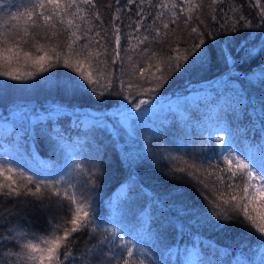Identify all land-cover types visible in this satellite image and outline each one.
<instances>
[{
	"label": "snow or ice",
	"instance_id": "obj_1",
	"mask_svg": "<svg viewBox=\"0 0 264 264\" xmlns=\"http://www.w3.org/2000/svg\"><path fill=\"white\" fill-rule=\"evenodd\" d=\"M223 2L212 0L213 5ZM252 6L258 9L259 15L255 27H264V0H252ZM105 7L111 9L110 26H105L96 0H21L16 11L11 10L8 0H0V77L26 81L62 66L75 74H66L55 84L66 96L92 95L105 99L115 90V94L121 97L115 111L100 114L89 111L83 113V118L80 109L65 113L60 106L49 108L47 117L39 116L31 123L28 122L31 110L13 113L10 128L0 138V152L7 157L0 159V176L4 177L0 181V198L14 200L15 207L21 208L17 215L36 204L43 206L42 210L46 208L55 214L49 218L44 233H36L18 220L13 224L9 214L14 212V208L0 212V220L5 221L0 225V252L8 246L18 248L19 251L9 253L15 257V264H77L81 259L77 255L79 241L84 238L89 244L96 242L94 248L86 250L90 254L87 258L106 260L107 264L113 261L116 264H169L172 256H176L177 264H264V101H261L259 115L253 119L248 114L247 89L243 87L246 82L251 87L259 84L264 89V59L245 72L238 69V66L250 64L264 54V42L257 49L248 39L251 32L246 37L235 35L241 27H254L253 21L240 14L235 5L228 11L221 9L223 23L217 20L216 15L211 17L218 26L217 31H228L232 35L231 39L226 38L223 42L214 41L217 46L215 58L227 67V73L217 80L221 82V88L212 84L210 87L224 98L225 103L216 109L215 124L204 128L201 134L207 131L209 138L216 134V141L223 146L218 159L226 163L227 169H220L219 165L215 167L223 173L219 181L232 194L224 198V192L218 191L217 200L211 202L216 209V221L208 222L216 229H223L228 225L219 221L242 215L241 223L250 225L254 229L253 234L257 235L255 248L245 242L240 245V251L233 254L229 247L221 248L215 242H205L199 237L191 247L174 248L164 243L163 231L153 233L148 227L150 207L141 206L139 219L136 216L128 218L125 212L127 192L108 201L111 211L107 219L101 221V213L95 207L91 194L84 192L82 185L73 183L69 170L57 171L55 160L45 161L40 157L36 149L38 139L45 141L53 157L70 150V137L56 123L63 115L75 117L73 127L76 129L84 125L92 130L108 131L115 138L119 125L131 135L132 125L142 122L161 105L160 89L172 75L194 71L213 59L208 51L210 46L205 43V33L198 27H191L189 34H195L196 42L183 52L178 43L169 48L167 55H159L151 48L161 36H167L170 30L175 31L172 26L177 25L181 15L186 17L183 23L188 26L193 11L199 7L193 0H181L179 5L176 0H158L157 3L154 0H110ZM151 9H158L154 16ZM124 13L129 15L125 17ZM166 15L167 20L163 19ZM157 21L164 29L163 33ZM200 22L203 23L202 20ZM207 34L213 35L212 32ZM129 52H135L138 58L134 60L132 55L122 54ZM125 76L127 80L123 78ZM240 112L247 115L251 128L241 130L238 121L234 129L228 122L229 116L235 119ZM113 121L115 123H111ZM257 121L259 129L249 136ZM219 133H225L228 140ZM5 141L10 147H5ZM27 162L35 165L39 172L29 174L25 167ZM72 167L79 170L77 175L83 172L81 164H73ZM189 167L195 168L194 165ZM40 172H47L52 178L45 176L41 179ZM238 173L243 177L242 186L237 182ZM12 174L23 178V182L12 179ZM95 175L88 174L87 184L92 191L95 190ZM146 214L147 219L144 218ZM5 217L9 218L5 220ZM101 223L118 224L119 227L102 228ZM161 228L164 231L172 228L181 237L185 232L184 224L173 220L162 223ZM135 238L152 244L148 251L139 252L141 258L138 262L134 259L139 251Z\"/></svg>",
	"mask_w": 264,
	"mask_h": 264
},
{
	"label": "trees",
	"instance_id": "obj_2",
	"mask_svg": "<svg viewBox=\"0 0 264 264\" xmlns=\"http://www.w3.org/2000/svg\"><path fill=\"white\" fill-rule=\"evenodd\" d=\"M8 2L12 11H16L21 4V0H8ZM96 2L105 26H110L111 9L105 7L110 3V0H96ZM157 2L158 0H154V3ZM180 2L181 0H176L178 5ZM193 2L199 7L193 11L192 20L188 26L185 27L183 23L186 17L181 15L177 25L172 26L175 31L170 30L167 36H161L158 42L152 43L151 48L159 55H167L169 48L178 43L180 51L183 52L196 42L195 34H189L191 27H198L201 32L205 33V43L210 46L208 51L213 55L210 63H206L194 71L185 72L183 75H172L165 86L160 89L161 105L156 111L145 116L142 122L133 124L131 135L127 129L121 128L119 125H117L115 138L108 131L92 130L84 125L76 129L73 127L75 117L63 115L58 118L56 123L66 130V136L70 137V150L64 155L57 153L53 157L43 139L37 140L36 149L43 160L57 162V171L64 168L70 171L73 164L82 163L81 159L75 163L72 162L69 157L73 153L75 155L84 154L92 147L99 148L101 153H104L103 158L97 163L98 166L86 164L83 166V172H80L79 175H77L79 170L74 174L70 172L73 183L82 185V190L91 194L95 207L101 213V221L106 220L107 214L111 211L108 201L114 199L116 195L127 192L125 212L128 218L132 219L133 216H136L139 219L141 206L150 207L151 219L148 220V227L153 233L163 231L165 244L183 249L185 246L191 247L193 241L199 237L205 242L211 240L221 248L229 247L232 253L236 254L240 251V245L245 242L250 247L257 246V235L253 234L254 229L250 225L241 223V220L244 219L243 216L234 215L228 221H219L228 225L223 229H216L208 222L216 221L214 215L216 209L213 208L211 202L217 200L218 191L224 192V198H229L232 194L226 191L224 183L219 181L218 178L223 173L215 167L219 165L220 169H227L226 163L218 159L223 152L222 145L216 141V134H212L210 138L207 131H203L201 134L204 128L215 124L218 115L216 109L225 103L224 98L218 96L210 87L212 84L216 88H221V82L217 80L222 74L227 73V67L215 58L217 46L214 41L223 42L226 38L231 39L232 35L228 31H217L218 26L211 17L216 15L217 20L223 23L221 9L228 11L235 5L240 14L247 16L254 25L252 29L241 27L235 35L246 37L251 32L252 35L248 39L256 45L257 49L264 42V27H255L259 22V15L258 9L252 6V0H224L223 3L216 5L212 4V0H193ZM214 8L215 12H213ZM150 11L154 16L158 9ZM177 11L179 13V8ZM124 15L126 17L129 14L124 13ZM229 15H231L230 11ZM163 19L167 20L168 15ZM201 20L203 23L200 22ZM157 26L163 33L164 29L160 21H157ZM126 30L131 31V29ZM208 32H212L213 35H208ZM122 54L132 55L134 60L138 58L135 52ZM261 59H264V54L258 56L250 64L238 66L239 72L255 68ZM66 74L75 75L62 66L40 73L32 78L34 84L27 92L18 89L6 77H0V138L6 135L10 128L13 113H19L22 110H31L29 123L39 116L47 117L46 110L53 106L62 107L65 113L71 112L74 108L80 109L81 118H83V113L89 111L100 114L116 110L121 97L115 94V90L113 95L105 99H97L92 95L66 96L63 91L55 87L56 82L63 80ZM233 74H237L235 69ZM123 78L128 79L127 76ZM236 83L240 84L241 81H236ZM243 87L247 89L248 114L255 119L259 115L261 101H264V89L260 88L259 84L251 87L246 82ZM253 109H255L254 113ZM5 117L7 119H4ZM238 121L241 130L246 127L251 128L248 117L243 112L238 113L235 119L231 116L228 117V122L234 129ZM45 123L50 122L45 121ZM259 127V121H257L256 128L249 132V136ZM3 143H5V147H10L6 141ZM0 159H7L3 156V152H0ZM190 165H194L195 168L189 167ZM100 166L103 167L100 169ZM25 167L29 174L39 172V169L31 162H27ZM180 168H183L184 171H179ZM89 173L96 174L94 191L87 184ZM45 176H48L47 172H40L39 178L42 179ZM48 178L52 177L48 176ZM12 179L18 183L23 182V178L17 174H12ZM3 180L4 177L0 176V181ZM237 182L241 186L243 185V177L239 173ZM118 189L120 191H117ZM29 199L32 198L29 197ZM36 199L38 201L39 197ZM46 203L47 201H45ZM66 203L65 201V207ZM10 208L15 209L9 214L13 218V224L18 220L25 228L36 233H44L49 218L55 214L47 211L46 208L42 210L43 206L36 204L17 215V213H21V208L15 207V201L0 198V212H5ZM8 218L5 217V220ZM144 218L147 219L148 214ZM167 220L184 224L183 237L172 228H168L166 231L161 228V224L166 223ZM4 223V220H0V225ZM114 226L119 227L118 224L101 223L102 228ZM100 239L103 237L101 236ZM125 239H133V237H125ZM135 242L139 251L134 259L138 262V259L141 258L139 252L148 251L152 244L150 241H140L138 238H135ZM95 246L96 242L89 244L86 239L81 238L77 249V255L81 259L77 264H107L106 260L95 261L87 258L90 254L86 250ZM14 251H19V249L8 246L3 252H0V264H15V257L9 255ZM244 251L247 252V248ZM112 264H116V262L113 261ZM169 264H177L176 256L169 258Z\"/></svg>",
	"mask_w": 264,
	"mask_h": 264
},
{
	"label": "rangeland",
	"instance_id": "obj_3",
	"mask_svg": "<svg viewBox=\"0 0 264 264\" xmlns=\"http://www.w3.org/2000/svg\"><path fill=\"white\" fill-rule=\"evenodd\" d=\"M22 70H23V68H22ZM10 81L12 83H14L18 89L24 90L25 92L31 90V88L34 84V81L32 79L26 80V81H12V80H10ZM219 134L225 135V139L228 140V137L225 133H219ZM229 142L231 143L232 141H229ZM222 148H223V146H222ZM103 156H104V153L102 154L101 151L99 150V154H97V149L92 147L91 150L85 152L84 154L71 155L69 158L72 160L73 163L77 162L78 159H81L82 166H84L86 164H90L91 166L94 165V167H95L97 165L98 161H100V159L103 158ZM102 167L103 166H100V169ZM75 171H78V170H75L74 168H72L69 172H72L74 174Z\"/></svg>",
	"mask_w": 264,
	"mask_h": 264
}]
</instances>
